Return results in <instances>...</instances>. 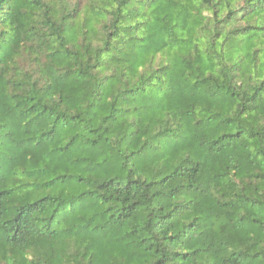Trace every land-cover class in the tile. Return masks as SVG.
Returning a JSON list of instances; mask_svg holds the SVG:
<instances>
[{"label":"trees","instance_id":"trees-1","mask_svg":"<svg viewBox=\"0 0 264 264\" xmlns=\"http://www.w3.org/2000/svg\"><path fill=\"white\" fill-rule=\"evenodd\" d=\"M0 264H264V0H0Z\"/></svg>","mask_w":264,"mask_h":264}]
</instances>
